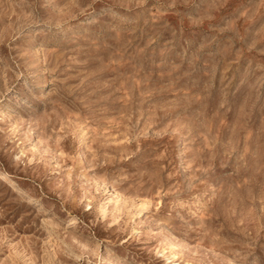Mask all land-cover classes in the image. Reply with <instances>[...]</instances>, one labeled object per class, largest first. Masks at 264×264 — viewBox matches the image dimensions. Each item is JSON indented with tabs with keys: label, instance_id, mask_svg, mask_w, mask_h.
Instances as JSON below:
<instances>
[{
	"label": "rangeland",
	"instance_id": "1",
	"mask_svg": "<svg viewBox=\"0 0 264 264\" xmlns=\"http://www.w3.org/2000/svg\"><path fill=\"white\" fill-rule=\"evenodd\" d=\"M0 264H264V0H0Z\"/></svg>",
	"mask_w": 264,
	"mask_h": 264
}]
</instances>
